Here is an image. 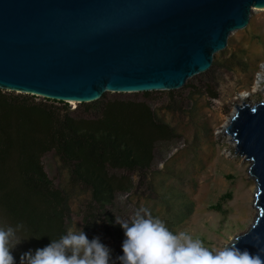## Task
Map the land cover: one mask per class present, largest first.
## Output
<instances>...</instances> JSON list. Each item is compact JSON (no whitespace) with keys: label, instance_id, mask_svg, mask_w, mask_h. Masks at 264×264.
<instances>
[{"label":"water","instance_id":"1","mask_svg":"<svg viewBox=\"0 0 264 264\" xmlns=\"http://www.w3.org/2000/svg\"><path fill=\"white\" fill-rule=\"evenodd\" d=\"M253 5L264 0H0V87L53 99L97 93L82 101L181 87L210 67ZM226 129L251 160L258 208L230 244L255 254L254 236L264 247V99L236 104Z\"/></svg>","mask_w":264,"mask_h":264},{"label":"rangeland","instance_id":"2","mask_svg":"<svg viewBox=\"0 0 264 264\" xmlns=\"http://www.w3.org/2000/svg\"><path fill=\"white\" fill-rule=\"evenodd\" d=\"M212 56V61L221 63L215 79L209 75L195 79L200 72L181 87L151 90L149 100L157 117L168 123L174 133L155 143L154 159L147 169L110 171L131 179L128 189L117 191L113 203L105 208L114 216L113 224L119 226L115 217L128 219L144 208L173 232L187 231L206 247L219 249L254 222L258 208L254 204L256 180L249 171L251 160L236 152L226 127L236 104H254L264 99V79L258 81L264 75V10L251 7L247 24L232 29L226 47L213 51ZM192 81L196 88L184 89ZM169 90L175 92L177 102ZM103 93L111 98L143 99L142 91L110 89ZM36 95L35 100L42 99ZM69 104L75 108L79 101ZM42 163L54 185L68 196V229L82 228L90 240L99 237L111 250V261L119 264L116 257L122 255V229L109 233L102 220L96 218L86 231L83 215L90 198L86 188L70 180L53 152L46 153ZM9 226L0 214V227ZM16 236L22 240L14 249L29 251L27 240L19 233Z\"/></svg>","mask_w":264,"mask_h":264},{"label":"trees","instance_id":"3","mask_svg":"<svg viewBox=\"0 0 264 264\" xmlns=\"http://www.w3.org/2000/svg\"><path fill=\"white\" fill-rule=\"evenodd\" d=\"M220 61L195 79H215ZM186 83L184 89H195ZM205 88L208 89L207 84ZM190 92V90H189ZM173 98L175 92L168 91ZM100 97L71 108L67 101L0 89V214L30 244V250L46 246L68 230V196L48 177L42 157L53 152L70 180L84 186L89 202L83 220L85 230L102 220L107 232L119 230L106 211L117 191L127 190L131 179L113 169L141 171L154 159L155 143L171 136L172 127L159 120L149 100ZM38 239H37V238ZM23 252L12 250L16 264Z\"/></svg>","mask_w":264,"mask_h":264},{"label":"clouds","instance_id":"4","mask_svg":"<svg viewBox=\"0 0 264 264\" xmlns=\"http://www.w3.org/2000/svg\"><path fill=\"white\" fill-rule=\"evenodd\" d=\"M115 222L124 235L122 255L116 257L119 264H264V247H259V235L253 237L257 247L253 254L236 247L238 239L219 249L206 247L202 240L194 239L187 231L173 232L163 220L144 208L128 219L115 217ZM23 227L22 223L15 228L0 227V264H16L12 250L22 240L16 233ZM19 264L114 262L111 261V250L99 237L90 240L82 228L78 231L70 228L59 238L50 239L46 246L22 253Z\"/></svg>","mask_w":264,"mask_h":264},{"label":"bare ground","instance_id":"5","mask_svg":"<svg viewBox=\"0 0 264 264\" xmlns=\"http://www.w3.org/2000/svg\"><path fill=\"white\" fill-rule=\"evenodd\" d=\"M252 9L253 10H258V11H261V10H264V5L263 6H258V5H253L252 6ZM216 51V50H215ZM262 79H264V75L263 74H261L260 75V78L258 79V81H261ZM256 86H254V88H255ZM137 88H126V89H122V90H136ZM16 90V89H15ZM19 91H22V92H26V91H29V93L31 92V93H35V94H39V95H46L47 96V94H44V93H41V92H38V91H33V90H23V89H18ZM48 96H50V95H48ZM97 96V93L95 94V95H93V96H91V97H79V96H62V97H60V96H56L57 98H61V99H64V100H66V101H69V102H78V101H82V100H90V99H93L94 97H96ZM252 177H254L253 175H252ZM254 180H256L255 179V177H254ZM256 191H255V193L257 192V182H256ZM255 201V200H254ZM254 204H255V202H254ZM256 206V205H255ZM257 207V206H256Z\"/></svg>","mask_w":264,"mask_h":264}]
</instances>
